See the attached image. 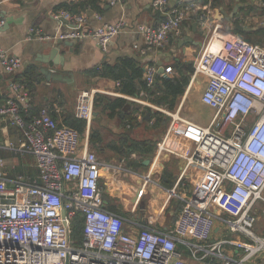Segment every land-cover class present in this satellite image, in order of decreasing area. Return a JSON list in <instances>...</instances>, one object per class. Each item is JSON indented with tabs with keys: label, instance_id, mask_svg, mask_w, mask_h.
<instances>
[{
	"label": "built area",
	"instance_id": "obj_1",
	"mask_svg": "<svg viewBox=\"0 0 264 264\" xmlns=\"http://www.w3.org/2000/svg\"><path fill=\"white\" fill-rule=\"evenodd\" d=\"M121 1L109 0V4ZM168 1L152 0V8L163 16L158 24L136 27L142 47L133 48L141 54L163 49L172 35L181 34L188 16L198 11L194 5L166 11ZM53 17L74 26L59 39H88L103 52L124 29V23L117 22L86 31L81 29L85 23L81 15L60 11ZM197 17L198 26L209 21L205 12ZM3 23L0 18V28ZM28 39L51 38L30 28ZM21 67L19 58L0 48V74H14ZM164 70L171 74V68ZM156 73L155 66L145 69L147 87ZM197 78L204 83L200 102L212 112L207 126L175 120L170 112L146 105L171 118L158 153L169 152L162 143L165 146L176 130V122L182 123L181 137L193 146L190 154L178 155L184 165L177 184L191 167L203 176L187 197L176 195L174 188L169 192L182 205L171 230L140 227L132 233L125 230L126 220L107 210L103 200L100 173L113 166L101 162L86 144L82 146L76 130L59 127L48 108L26 120L29 94L19 82L9 81L10 97L0 106V126L17 129L21 141L0 145V150L30 155L38 174L32 183L0 174V264H187V258L196 264H248L252 259L264 264V236L253 233L254 207L264 202V46L237 35L214 33L200 46L188 89ZM98 94L83 90L76 96L74 115L87 126ZM77 213L83 222L79 245L71 238ZM215 230L240 234L247 241H215L211 239ZM224 248L230 250L225 253Z\"/></svg>",
	"mask_w": 264,
	"mask_h": 264
},
{
	"label": "crops",
	"instance_id": "obj_2",
	"mask_svg": "<svg viewBox=\"0 0 264 264\" xmlns=\"http://www.w3.org/2000/svg\"><path fill=\"white\" fill-rule=\"evenodd\" d=\"M205 1L169 0L166 11L176 9L181 5H194L198 11L188 16L187 20L182 23L181 34L179 36L172 35L163 49L141 54L133 48L136 44L140 48L142 47V40L136 34V27L139 25L154 26L163 19V16L152 8V0H123L115 5H110L109 0H0V18L4 22L0 28V48L19 58L22 62L20 71L8 75L0 74V106L4 105L10 97L8 82L17 81V78L28 67H34L37 70L36 75L40 77V82L34 84L32 95L28 93L30 102L25 113L26 119L32 118L40 109L47 107L52 119L57 124L63 125L65 116L73 114L76 96L83 90H97L100 96L123 99L130 105V111L134 110L131 103L147 107V101L144 99L140 98L135 101L133 100L135 98L118 93L116 91L118 83L113 79L99 77L95 72L97 68L103 65L117 66L128 61L145 71L148 66H155L158 69L157 65L160 64L164 69L171 68V74L167 75L169 78L178 76L176 67L179 66L180 71L185 68L192 69V64L205 39L208 40L214 33L234 35L229 32L232 30V25L214 20L215 10L220 7L229 13L234 6L238 5L241 11L239 10L240 13L235 22L237 21L247 28H255V31H264V0H218V6L214 9H209L212 0L208 4ZM204 7H206L205 11ZM60 11L83 16L85 23L81 29L86 31H93L104 24L117 22H123L124 29L110 41L104 52L97 47L95 42L88 39L79 42L70 41L72 42L71 48L64 44L59 47V59L63 58L62 66H55L51 63L43 64L40 61L44 59L43 56L48 53L52 43L59 36L74 29V26L65 20L53 17ZM203 12L208 15L209 21H206L203 27L198 26L197 23V31H192V23L197 22V15ZM96 16H99L100 19H97ZM30 28L39 29L41 36H49L51 39L29 40L28 30ZM200 32H203V36L200 35ZM245 40L253 43V39L245 38ZM40 69H48L51 72L55 71L63 76H68L69 81L48 82L40 73ZM153 84L156 86L159 82ZM188 85L182 96L183 100L189 91ZM154 90L156 91V87ZM100 111L102 114L99 116ZM97 113L96 119L87 126L81 135V145L86 144L87 149L93 152L101 162L113 166L112 168H103L100 173L99 184L107 210L126 220L125 230L127 233H132L140 227H148L159 232L171 230L175 220L170 219L168 224H165L166 203L157 208L156 200L149 199L148 215L144 218L135 216L134 212L145 191L151 194L154 190L169 193L168 190L174 188V192L178 196L187 197L191 194L194 185L203 176L200 169L189 168L180 184H177V181L184 165L178 155L190 154L193 149L192 144H171L172 151L158 153L161 139L164 138L169 124L162 122L161 127L156 128L153 119L148 120L147 118L146 120V114L141 113L137 114L134 123H128L131 118L129 113L125 120L117 116L109 118V112L103 111L102 105L98 107ZM163 115L167 117L165 114ZM173 117L175 120L179 119L177 114H174ZM90 125L100 135V140L92 147H89L88 144ZM20 141L21 134L17 129L1 124L0 145H18ZM146 141L156 142V144H150L153 146V154L138 155L130 152L129 146L132 142ZM164 142L162 143L163 149ZM0 152L3 154L10 152L19 159V167L12 169L5 168L4 162H2L0 174L3 178L13 180L22 177L31 183L37 180L38 172L30 155L5 150H0ZM139 156L142 157L139 158ZM2 159L4 158H0V160ZM146 159L150 160L148 166L142 164ZM29 163L32 166L28 167ZM20 165H22V173L19 172ZM164 183L171 187L165 186ZM168 201L169 199L167 203ZM127 212L130 214L129 218L124 216ZM231 235L232 240L243 242L246 240L240 234H229L222 231H215L211 239L216 241L217 237H220L219 240H221L230 238Z\"/></svg>",
	"mask_w": 264,
	"mask_h": 264
},
{
	"label": "trees",
	"instance_id": "obj_3",
	"mask_svg": "<svg viewBox=\"0 0 264 264\" xmlns=\"http://www.w3.org/2000/svg\"><path fill=\"white\" fill-rule=\"evenodd\" d=\"M210 0H206L205 2L208 4ZM218 6V0L210 1V8L214 9ZM241 11V9H240ZM237 23V21L235 22ZM231 34L239 35L240 37L253 39V43L264 46V31H255L250 33H238L234 30L229 31ZM179 66L175 69L178 72V76H175L170 79H164L162 77L157 78L156 86L152 84L150 87L146 86L144 81V75L140 68H137L133 64L128 61L120 63L117 66H107L103 65L98 67L95 72H97L99 77L113 79L117 82L116 91L120 94L130 96L135 99H144V101L149 102L151 105L156 106L158 108H163L168 111H174L179 99L184 95L185 89L190 80V76L192 73V69L185 68L183 71L179 70ZM37 70L34 67H28L25 72L17 78V81L22 84L25 90L28 91L32 95L34 90V84L40 82V77L36 75ZM156 87V91L154 88ZM142 94V96H140ZM102 105L103 111H108L109 118H113L114 116L122 118L125 120L126 116L131 115L128 123H134L136 121V116L138 113L143 115L146 114V120L151 118L153 119V124L156 128H160L162 122L167 124L168 118L159 112L152 111L148 107H142L141 105L131 103V106L134 107V110L130 111V108L124 112L123 109L127 105L126 101L120 98H107L104 96L96 95L94 100V112L97 113L98 107ZM130 106V105H129ZM39 112V111H38ZM37 112V113H38ZM93 112V113H94ZM101 112V111H100ZM101 113H99L100 116ZM37 115V114H36ZM98 115V113H97ZM26 119V118H25ZM96 117H92L91 123H93ZM29 120V119H26ZM130 125V124H128ZM59 127H68L76 130L80 135H83L87 128V124L84 120L78 119L73 114H68L65 116V120L63 125L58 124ZM131 126V125H130ZM90 131L88 136V144L89 147H92L100 140L99 132L92 128L90 125ZM123 135V134H121ZM148 141L142 143L132 142L129 146L131 153H136L138 155H148L153 154V146ZM11 155V154H10ZM14 156V154H12ZM6 156L0 152V158H5ZM142 156H139V158ZM98 158V157H97ZM21 168L19 172H21ZM22 173V172H21ZM165 186H168L164 183ZM174 214L171 217V220H176L180 210L181 205L179 203H174ZM82 216L80 214H76L71 225V238L77 242V245L81 243L82 240ZM178 249L187 256V251L184 250L182 246H178Z\"/></svg>",
	"mask_w": 264,
	"mask_h": 264
},
{
	"label": "rangeland",
	"instance_id": "obj_4",
	"mask_svg": "<svg viewBox=\"0 0 264 264\" xmlns=\"http://www.w3.org/2000/svg\"><path fill=\"white\" fill-rule=\"evenodd\" d=\"M203 80L198 79L194 81V83L191 85L188 93L186 94V97L183 100L180 98L177 106L174 111H170V114L174 115L177 110L178 111V117L179 119L183 121H191L195 123H199L202 126H207L209 124L210 117L212 115L211 110L209 108L205 107L200 102V96L203 91ZM186 91V90H185ZM47 108V107H44ZM167 125L170 124L171 118L168 117ZM167 127V126H166ZM174 127L176 130L172 131L168 137L167 143L165 144V149L171 150V144H190L186 142L182 137L180 130L182 128V123L176 122ZM166 129V128H165ZM162 140V139H161ZM169 144V145H168ZM174 152V151H173ZM10 152L5 153L4 155L6 158L2 159L4 164L3 166L7 169L17 168L19 167V159H17V156H12ZM21 162V161H20ZM27 164V163H26ZM32 166L31 163L28 164V167ZM22 165H20V168ZM172 189L168 190L171 191ZM152 195V196H150ZM170 194L168 192H163L160 190H154L153 194L149 193L148 191L144 192L143 197L141 198L134 215L138 216L140 218L146 217L147 209H148V200L154 199L156 200V206L157 208L161 207L164 203H166V207L164 209V218H165V224H168L171 217L174 214V203H179L181 205V202L175 199L174 197L169 196ZM262 197L264 199V193L262 194ZM169 199L168 203L167 200ZM124 215L126 218H129L128 215H130L128 212ZM256 218V223L253 229V233H255L258 236H264V202L259 201L256 203L254 207V214ZM230 234V233H229ZM220 237H217L219 239ZM232 240V235L230 238H226ZM229 248H224V252H228ZM239 252V251H238ZM187 264H196L193 261H191L189 258L186 259ZM248 264H260L259 259H252Z\"/></svg>",
	"mask_w": 264,
	"mask_h": 264
},
{
	"label": "water",
	"instance_id": "obj_5",
	"mask_svg": "<svg viewBox=\"0 0 264 264\" xmlns=\"http://www.w3.org/2000/svg\"><path fill=\"white\" fill-rule=\"evenodd\" d=\"M240 7L234 6L233 9L231 10V12L226 13L223 8H217L215 10V16H214V20L217 21H223L226 24L232 25V30L240 33H250V32H254L255 28H247L242 26L239 23H234L237 16L240 13ZM234 23V24H233ZM192 31L196 32L197 31V22H193L192 23ZM200 35L203 36V32H200ZM247 42H249L248 40H246ZM61 44H64L67 47H72V42L70 41H62L61 39H56L53 43L52 46L49 48L48 53L45 54L44 59L42 61H40L43 64H48L51 63L55 66H62L63 65V58L59 59V47ZM158 69H157V73L155 75V83L157 82V78L158 77H162L164 79H170L166 74H165V70L164 68L158 64L157 65ZM40 73L43 75V77L45 78L46 81L51 82V83H62V82H67L69 81L68 76H63L60 73H57L55 71H49L48 69H40ZM129 105L127 104L123 111L126 112L129 109ZM93 116H97V113L94 112ZM144 166H148L150 164V160L146 159L143 163ZM64 215V213H62ZM216 231V230H215Z\"/></svg>",
	"mask_w": 264,
	"mask_h": 264
},
{
	"label": "bare ground",
	"instance_id": "obj_6",
	"mask_svg": "<svg viewBox=\"0 0 264 264\" xmlns=\"http://www.w3.org/2000/svg\"><path fill=\"white\" fill-rule=\"evenodd\" d=\"M179 120V119H178Z\"/></svg>",
	"mask_w": 264,
	"mask_h": 264
}]
</instances>
